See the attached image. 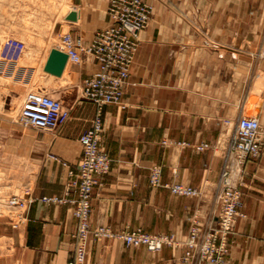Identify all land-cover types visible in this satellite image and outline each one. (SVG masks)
<instances>
[{"label": "crops", "instance_id": "1", "mask_svg": "<svg viewBox=\"0 0 264 264\" xmlns=\"http://www.w3.org/2000/svg\"><path fill=\"white\" fill-rule=\"evenodd\" d=\"M147 1L153 12L139 32L121 102L101 109L99 147L109 156L110 169L93 186L89 221L112 231L172 234L181 243L194 217L201 224L216 217L223 133L254 109L264 141V1ZM81 2L85 7L75 10L77 21L68 29L87 44L110 18L106 0ZM6 40L3 49L17 50L16 41ZM19 49L17 58L26 48L22 44ZM95 69L89 58L65 66L60 77L42 70L45 79L58 84L51 93L60 100L69 94L70 117L56 139L26 143L21 150L31 169L36 167L26 185L36 199L18 229L10 228L8 218L0 214V238L7 239L6 248L0 246L5 263L68 264L72 258L76 227L72 205L43 202L40 197L62 195L63 162L78 163V137L94 113V105L82 96V83ZM199 143L209 147L197 150ZM18 153L17 147L10 149V155ZM152 164L160 166L163 183L193 186L198 195L152 187L148 181ZM245 172L240 189L246 216L236 219L221 264H264V148L246 162ZM181 253L179 245L151 252L103 238L89 240L85 264H177Z\"/></svg>", "mask_w": 264, "mask_h": 264}, {"label": "built area", "instance_id": "2", "mask_svg": "<svg viewBox=\"0 0 264 264\" xmlns=\"http://www.w3.org/2000/svg\"><path fill=\"white\" fill-rule=\"evenodd\" d=\"M107 13L110 23L94 33L87 44L80 37L69 33L62 35L64 51L72 63L93 59L94 72L82 83V96L94 105L89 125L79 135L80 156L76 165L63 162L66 168L62 195L41 196L40 200L51 203H69L76 221L73 238V254L68 264H85L89 240L115 238L126 246H144L148 251H159L164 246L180 244L172 234H151L140 229L112 231L106 226H91V198L93 186L110 169V158L99 147L102 129L101 109L105 104H120L130 69L138 46V33L147 25L152 7L145 0H108ZM20 122L25 126L51 131L61 127L70 117V107L49 92L30 90L26 93L20 111ZM165 143V141H163ZM209 147L199 143L197 150ZM264 148L262 128L257 116L241 115L227 146L223 150V162L219 173L215 200L219 214L200 227L197 220L191 221L185 250L179 264H221L229 252V237L238 217L246 215L242 206V191L239 188L242 168L247 159L258 157ZM50 157L59 160L58 155ZM148 181L152 187H165L171 193L182 196H197L198 190L190 185L161 181V168L148 167ZM25 196L10 195L7 204L19 211L14 218L25 221L29 205L36 199L30 189L24 188Z\"/></svg>", "mask_w": 264, "mask_h": 264}, {"label": "rangeland", "instance_id": "3", "mask_svg": "<svg viewBox=\"0 0 264 264\" xmlns=\"http://www.w3.org/2000/svg\"><path fill=\"white\" fill-rule=\"evenodd\" d=\"M145 1L151 5L153 12L152 2ZM105 4L107 10L108 0H106ZM82 6L85 7V3L81 2V0H0V200L2 199L0 201V214L8 218L9 221L7 223L10 228L18 229L25 221L18 222L15 227L13 226L14 221H11L10 216L15 218L19 211L10 208L6 204L7 200L13 194L25 196L24 188L28 181H32V173L37 172L36 167L31 169L30 163L27 161L29 157L22 153L24 151L21 152V150H25L24 145L26 143L49 142L56 139L61 128L47 131L25 126L20 122L18 114L23 99L30 90L49 92L53 97L58 98L57 95L51 93L53 89L58 87V84L49 80L51 78L45 79L41 62L51 47L57 48L58 45H61L62 39L60 37H62V33L68 31L72 37H79L73 36L72 32L69 31L68 25L72 21L66 19V14L70 10H79ZM61 26L64 27L62 33L60 31ZM8 38L13 39V43L14 41L18 43L15 46L17 50L11 49L10 52L8 49H3V44ZM22 44L26 48L25 53L20 58H17L19 47ZM67 63L69 65L73 64L72 62ZM21 69L23 71L19 74L18 72ZM24 69H27V71L25 72ZM69 100V94L61 98L65 105L69 103ZM253 110L242 115L258 116ZM79 122L81 121L79 120ZM235 123L236 121L223 133V149L231 138ZM261 124L264 125V122H261ZM11 144L14 146L11 147ZM16 147L19 152L18 155H10V149H15ZM246 162L242 168L239 188L244 186L243 177L246 173ZM67 164L74 165V163ZM242 206L239 210L244 213L241 210ZM219 211L218 205L216 216ZM194 219L197 220L196 217ZM197 222L200 227L205 225L198 220ZM185 240L186 238L178 244L182 248V252L185 250ZM6 242V238H0L2 249L6 248ZM8 243H11L10 239ZM8 255H10V250ZM179 258L177 264H179ZM3 259L0 257V264H15L11 260L9 263H5ZM16 264L24 263L17 261Z\"/></svg>", "mask_w": 264, "mask_h": 264}, {"label": "water", "instance_id": "4", "mask_svg": "<svg viewBox=\"0 0 264 264\" xmlns=\"http://www.w3.org/2000/svg\"><path fill=\"white\" fill-rule=\"evenodd\" d=\"M69 21L77 20L76 11H70L66 15ZM67 63V54L56 47H51L46 60L42 66V70L50 75L60 77L65 69Z\"/></svg>", "mask_w": 264, "mask_h": 264}, {"label": "bare ground", "instance_id": "5", "mask_svg": "<svg viewBox=\"0 0 264 264\" xmlns=\"http://www.w3.org/2000/svg\"><path fill=\"white\" fill-rule=\"evenodd\" d=\"M71 11H73V10H71ZM74 11H75V10H74ZM69 12H70V11H69ZM69 12H68V13H69ZM66 15H67V14H66ZM148 22H149V21H148ZM147 24H148V23H147ZM146 26H147V25H146ZM146 26H145V27H146ZM63 28H64V27L60 28L61 33H62V31L64 30ZM142 30H143V29H142ZM142 30H141V31H142ZM66 33H69V32L67 31V32L62 33V34L64 35V34H66ZM138 36H139V33H138ZM60 38L62 39V37H60ZM137 41H138V37H137ZM62 46H63V43H62V40H61V45H58L57 48H59L60 50L64 51L63 49H64L65 47L63 46V47H64V48H63ZM64 52H65V51H64ZM65 53H66V52H65ZM66 54H67V53H66ZM67 62H70V61L68 60V55H67ZM66 66H68V63L66 64ZM1 200H2V199H1ZM1 200H0V201H1ZM6 204H7V203H6Z\"/></svg>", "mask_w": 264, "mask_h": 264}]
</instances>
